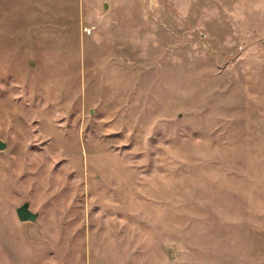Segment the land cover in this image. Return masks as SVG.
<instances>
[{"label": "rangeland", "instance_id": "rangeland-1", "mask_svg": "<svg viewBox=\"0 0 264 264\" xmlns=\"http://www.w3.org/2000/svg\"><path fill=\"white\" fill-rule=\"evenodd\" d=\"M0 139V264H264V0H0Z\"/></svg>", "mask_w": 264, "mask_h": 264}, {"label": "water", "instance_id": "water-1", "mask_svg": "<svg viewBox=\"0 0 264 264\" xmlns=\"http://www.w3.org/2000/svg\"><path fill=\"white\" fill-rule=\"evenodd\" d=\"M7 144L0 139V149H4ZM17 215L21 221H36L38 212H34L30 207V202L25 201L22 205L16 208Z\"/></svg>", "mask_w": 264, "mask_h": 264}]
</instances>
